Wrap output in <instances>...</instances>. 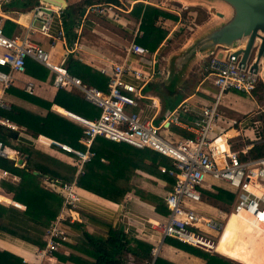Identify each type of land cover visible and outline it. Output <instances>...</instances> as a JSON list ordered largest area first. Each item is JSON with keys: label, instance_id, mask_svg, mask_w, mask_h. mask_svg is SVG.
I'll return each mask as SVG.
<instances>
[{"label": "built area", "instance_id": "2783aa9c", "mask_svg": "<svg viewBox=\"0 0 264 264\" xmlns=\"http://www.w3.org/2000/svg\"><path fill=\"white\" fill-rule=\"evenodd\" d=\"M9 0H0V128L7 131H19L16 124L8 116L9 105L3 96L12 84V73L23 74L27 60H34L52 74V85L56 89L75 90L88 104L99 110V115L89 119L55 105L54 110L59 115L82 127V137L75 143L46 134H37L36 144L60 151L75 158L78 165L76 176L88 163L94 153L91 150L96 137H103L116 144H125L135 149H149L171 161L172 167H161L162 173L173 178L169 191L164 197L167 215L158 228L162 241L166 238L174 239L182 244L189 245L209 254L215 252L219 236L213 239L211 233L223 231L225 223L216 218L208 217L195 208V204L203 203L205 195L203 189L212 186H223L234 193V200L229 212L244 211L251 215L264 214V157L258 159L240 160L239 155H245L253 146L243 147L241 150L230 151V138L224 139L226 130H220L213 137V131L220 117V101L222 96L229 92H238L252 97L261 82L257 76L242 69L237 64V58L229 55L225 50L223 55H213L204 64L206 79L216 89L214 101L195 112L189 104L180 103L172 111H167L159 126L153 125L156 111L160 108V101L155 96L141 93L142 89L157 76L154 68L155 58L149 66L135 68L146 58L147 50L135 43V38L125 49L130 61L113 64L108 69H99L107 78V89L101 91L93 86L84 84L80 78L72 76L61 64H54L50 57L39 45L33 43L28 33L22 36H7L3 30L2 6ZM138 3V2H137ZM109 3L93 4L88 12L95 15L117 18L121 10ZM33 17L40 21V33L47 34L52 24V12L46 5L34 6ZM60 11V10H59ZM110 13L112 16H109ZM264 83V82H261ZM23 90L31 95L33 85L25 83ZM142 109L139 110V108ZM168 127H164V124ZM248 119L242 118L232 122L231 128L236 127L238 136L245 128ZM173 125L194 135L191 139L174 137L169 131ZM229 128V129H231ZM235 129V128H234ZM170 132L172 136L165 139L160 132ZM44 138L45 140H42ZM0 159L11 163L16 168L24 167V155L9 143L0 140ZM18 160H23L19 165ZM10 178V173L0 169V180ZM206 179L218 184H206ZM43 188L58 193L62 199L61 210L56 219L45 232L44 253L53 254L58 251L62 243L68 241V234L63 228L66 216L76 209L80 196L76 191L75 180L71 183L45 179ZM258 191V193L252 192ZM1 195V194H0ZM13 207L17 204L11 203ZM65 212V214H64ZM72 220V219H70ZM160 245L153 248V258L157 256ZM42 255V252L38 253Z\"/></svg>", "mask_w": 264, "mask_h": 264}, {"label": "trees", "instance_id": "16d2710c", "mask_svg": "<svg viewBox=\"0 0 264 264\" xmlns=\"http://www.w3.org/2000/svg\"><path fill=\"white\" fill-rule=\"evenodd\" d=\"M100 3L122 6L120 0H84L81 7ZM81 7L79 8L78 17L83 14ZM64 12L68 17V12ZM130 13L135 19L140 20L139 30L142 35L136 37L135 43L145 48L148 55H152L167 36V32L159 29L156 25L159 18L176 19V17L156 7L150 5L143 6L140 2L132 7ZM65 18L66 16H64ZM69 21V19L66 21L65 26L69 24ZM71 23L74 24V22ZM63 66L72 76L80 78L84 84L93 86L101 91H106L107 78L99 70L97 71L80 63L72 55L67 57ZM25 73L32 77L36 76V78L41 80H45L48 76V70L30 60L26 62ZM155 83L156 79L154 78L146 86L150 91H146H158ZM173 87L174 83H172L171 88H168V90L173 92ZM5 95L7 97L14 96L19 100L37 105L46 110V114L41 116L17 104L9 105V102L3 98L9 105L10 112L43 128L36 135L40 133L45 134V131L48 130L46 132L57 133L59 134V136L57 135L58 138H64L74 143L82 137V127L65 117L53 113L51 111L52 105H57L89 119L99 115V110L85 102L79 95L71 93L66 89H58L53 102H47L36 96L28 95L15 87L7 88L4 92ZM169 97H164L163 95L159 97L162 100H168L165 101L167 106L163 101V107L166 112L172 111L179 105L183 94H177L174 99H170ZM263 97L264 84L261 85L260 94L256 97L258 103L263 101ZM162 120L163 118L160 119V122ZM250 124L251 121L249 122ZM44 129L46 130L44 131ZM169 130L181 139H191L194 137L192 133L173 125L169 127ZM231 133H235V131L229 129L224 134L229 135ZM0 138L4 140L9 139L7 129L0 128ZM3 142L8 143V141ZM18 148L23 155L27 156L25 165L23 168H16L11 163L0 159V169L10 173V178L6 181H0V186L8 194L12 195L14 202L23 205L25 210L20 211L13 207L9 209L0 205V230L39 248H44L45 232L58 216L63 202L59 194L50 192L42 187L40 182L41 177L67 183L75 180L77 188L115 203H120L124 198L125 192L132 190V185L128 184L129 177L138 168L147 173L159 175L168 181L169 185L174 181L167 173H162L160 170L161 167H166L167 169L172 167L171 161L167 158L149 149H135L125 144L113 143L103 137H96L94 139L91 146L94 157L83 165L78 176H76L78 165L75 164V158L73 157H68L69 160L67 161L60 160L59 158L37 151L26 144H22ZM231 149L232 151L236 150L234 145H232ZM262 157H264V142L253 145L245 155H239L240 160ZM145 160L149 162V165L144 164ZM116 188H120L121 190ZM202 193L226 206H230L235 198L234 193L223 186H212L210 189H203ZM153 200L157 203L156 210L166 216L168 212L164 205V199L161 200L153 197ZM72 226H78V224L74 222ZM82 242L73 247L64 242L62 246H68L85 256L86 261H88L86 264H175L164 259L160 254H157L156 259L153 261L152 245L131 237L122 229L111 226L108 227L105 237L93 236L86 231H82ZM163 244L191 255L193 258L201 260L203 264H237L232 262L233 260H228V258L225 259L217 254L203 252L174 239L166 238ZM53 255L61 262L70 261L75 263L73 257H63L59 252H55ZM0 264L25 263L19 257L0 250ZM79 264L83 263L79 262Z\"/></svg>", "mask_w": 264, "mask_h": 264}, {"label": "crops", "instance_id": "0c3cea01", "mask_svg": "<svg viewBox=\"0 0 264 264\" xmlns=\"http://www.w3.org/2000/svg\"><path fill=\"white\" fill-rule=\"evenodd\" d=\"M14 3L15 1L13 2V0H9V2H5L2 6L1 12L4 16L3 30L5 35L22 36L25 35V33H28L31 41L39 45L45 52H47L49 57H51V54L53 56L56 54L57 51L54 52V49L55 47H58L60 50L57 53L59 64H64V61L67 59V57L72 55L73 58H75L80 63L87 65L97 71L102 68L108 69L113 64H119L126 60L130 61V59L132 60L133 58L132 56L128 57L126 49L123 50L119 46V44L124 41L123 35L126 34L123 30V27L128 26L129 29L134 28L132 30L133 40L134 38L136 39L137 36L142 35L139 30L140 20L135 19L132 15H130L131 11L129 12V15L127 13L128 18L120 19V12H117V18L114 17V19H112L108 18L107 16L95 15L88 12L87 10L91 5L81 7V10H83V14L81 16L79 15V17L76 18L74 24L71 23L72 21H69V24H67L66 26L65 23L69 19L67 15H65L66 13L62 10L59 11V9L58 11H53V19L50 29L47 34H42L40 33V21L36 20L33 17V10H18L14 8ZM49 8L52 9L54 7ZM64 16H66L65 19ZM109 16H112V14L110 13ZM115 23H118L119 25L117 26ZM81 40H87L90 46H86L85 44H83V42H81ZM152 57L154 59V56H151V58L146 57L142 61V63L136 64L135 62H133V65L135 68H139L140 66H149L148 63L152 60ZM29 60L36 63L34 60ZM154 68L156 67L154 66ZM11 78L12 84L10 87H15L19 90L24 91L23 87L25 83H31L34 88L31 95L47 102L54 101L58 89L53 87L51 79L53 77L49 71L48 76L45 80L36 78V76L32 77L30 75H27L25 72L23 74L12 73ZM212 89H214L212 85H203V82L198 81V83L192 87L190 93H188L186 96H184L185 94L183 95L184 97H182V100L179 102V104L186 102L195 112H198L202 107L207 106L214 101L213 97L215 96L211 92L213 91ZM67 91L79 95L75 90ZM3 98L9 102V105L17 104L41 116H44L46 114L45 109H42L37 105L25 102L23 100H19L14 96L7 97V95H5L3 96ZM220 105L224 108H233L228 104L223 103L222 99ZM54 107L55 105L51 106V111L55 114H58L54 110ZM8 116L10 118L12 117L13 121L21 125V127L19 126L20 131H8V133L13 132L16 134V138H11L9 144L14 146L18 150H20L18 147H20V145L22 144L30 145L32 148L44 154L59 158L60 160H69L68 157L64 156L60 151H56L53 148H47L46 146H38L36 144L35 140L37 135L34 131H41L40 129H43L41 126L26 119L20 118L12 112H10ZM250 120L251 118L248 119V124ZM229 128H231V125L225 127V129L220 130L227 131L229 130ZM234 128L232 129L233 131H235V133H231L229 135L225 134L224 139H229L228 137H230L231 139L238 136L236 127ZM45 130L46 129H44V131ZM170 132H168V135H173L175 137V135L172 132L171 135ZM45 134L52 137H57V135L59 136V134H53V132H45ZM239 134L241 135L242 132H240ZM42 140L45 139L42 138ZM230 151H232V149H230ZM26 160H24V162H26ZM144 164L149 165V162L145 160ZM45 179L46 178H40L41 185L43 184V181ZM6 180L8 179L0 181ZM128 184L132 185V190L125 192L124 198L120 203L106 200L88 191L76 187V191L80 196V200L76 206V209L69 214H66V216L70 217H68L66 222L63 223V228L68 234L67 244L73 247L74 245L83 243L82 231H86L93 236L105 237L108 227L111 226L113 228L122 229L125 233L129 234L135 239L149 243L153 248L160 245L158 254L172 263L203 264L201 260L193 258V256L191 255L182 253L168 245L163 244L162 236L156 226L159 223L163 222L165 216L158 212V210H156L157 203L153 200V197L161 200L164 199L167 192L169 191L168 181H166L159 175H153L138 168L129 177ZM116 189L121 190L120 188ZM0 192L3 193L0 195V205L9 209L13 207L11 206V203L14 202L12 195L4 192V189L1 186ZM16 204L17 205L13 208L20 211L25 210V207L23 205L19 203ZM204 207L205 209L208 208L207 212H204ZM195 208L200 211L203 210L204 215L216 218L222 223H225L224 217L231 213L228 212L226 216H224V214L222 213V217L218 216L216 215L218 211L215 210L210 204H206V202L204 201L203 203L195 204ZM74 222L77 223L78 226H72V223ZM43 249L44 248H39L26 243L18 239L17 237H14L0 230V250L9 252L19 257L25 264H79V262L83 264L88 263L85 256L65 245L61 246L57 252H59L63 255V257L66 258L73 257L75 259V263L70 261L61 262L53 254H45ZM40 252H42V255H38V253Z\"/></svg>", "mask_w": 264, "mask_h": 264}, {"label": "rangeland", "instance_id": "374dc122", "mask_svg": "<svg viewBox=\"0 0 264 264\" xmlns=\"http://www.w3.org/2000/svg\"><path fill=\"white\" fill-rule=\"evenodd\" d=\"M120 1L122 3V6L118 7L121 10V12L118 11L120 12L119 14L120 19L128 18L127 13L128 15L130 14L129 12L131 11L132 7L136 5L137 2L142 3L143 6L150 5V6L156 7L176 17V19L174 18L169 19V18H164V17L159 18L156 25L157 27H159V29L167 32V36L162 41V43L159 45L158 49L153 53V55L146 56L147 58H151V56H154L155 58V61H156L155 69L157 71V76L155 77V79H157L155 86L158 91L154 90L153 92H148L150 90H148L147 87L145 86L142 89L141 93L147 96L157 95L156 97L160 101V108L155 113V116L153 119V125L159 126L160 119L165 116L163 101L164 103H166L165 101H168L167 99L162 100L161 98L163 97L159 98L160 96L162 95L164 97L170 96L169 97L170 99H174L177 96V94H183V95L185 94L184 96H186L188 93H190L192 87L196 85L198 81L203 82V85H211L209 81L206 79V72L204 70L205 62H202L198 59L195 61H192V63L190 64V67L184 73L182 82L180 83L178 90L176 88V90H174L173 92H170L167 86L161 83L162 81H165V83L168 82V79L165 78V75H166V71L169 69V65H170L172 58L175 56H178L180 52L182 51V49L188 46L189 42L191 43L194 38H196L204 30L209 28V26L217 23L218 21H217V18L212 14V12L214 11L213 5H209L206 3L193 4V3H188L184 0H120ZM203 9L209 12L207 19H205L206 14ZM115 24L117 26L119 25L118 23H115ZM133 29L134 28L129 29L128 26L123 27V30L125 31L126 34L123 35L124 41L121 44H119V46L123 50L133 40V37H132ZM81 42H83V44H85L86 46H90L87 40H84V41L81 40ZM59 51H60L59 48L55 47L54 52H56V54L54 56L51 54L50 61L54 64H59V59H57L58 58L57 53ZM224 51L225 50L223 48H218L217 51H214L213 55L216 54V56L220 57L223 55ZM249 61H251V59ZM261 85L262 83L260 82L258 85V89L256 90L255 94L252 95V97H248L245 94H241V93L233 92V91H229L225 93L221 98L222 102L225 104H228L230 107H233L232 108L233 110L231 108L229 109V108H224L223 106H220V109H219L220 117L218 121L216 122L217 125H215L213 131L209 133V136L213 137L214 135L219 133L220 129H225V127L230 126V125L232 126L233 121L240 120V118L247 117L248 115L247 119L251 118L250 120L251 124L249 125L248 123H246L244 131H242V134L237 137L231 138L229 141L230 144L234 145L236 150H241L243 147H250L251 145L264 142V97L262 98L263 101L260 103H258L256 99V97L260 94ZM212 90L213 91L211 92L215 96L216 89L214 88ZM237 100L240 102H238ZM166 106H167V103H166ZM140 109H142V107H140L139 110ZM12 119L13 118L11 117V121L17 125L20 131L19 126L21 127V125L19 123H16ZM34 132L38 133L37 131H34ZM160 134L165 139L169 138L168 133H164V131H161ZM0 139L3 141H8V143H10L11 141L10 137L9 139L7 138V140H4L3 138H0ZM63 155L70 157L67 154H63ZM205 183L208 185L218 184L216 181H213L211 179H206ZM258 183L261 186L264 185L263 182L258 181ZM4 192H6V190H4ZM0 194H3V193L0 192ZM203 201L206 202V204H210L215 210H217L218 213H216V215L218 216H221L222 213L224 214V216H226V214H228L229 212L228 210L229 207L226 209V205H223L222 203L217 202L216 200L210 197L206 196L205 199H203ZM203 209H204V212H207L208 208L205 209L204 207ZM211 235L213 239L216 240L217 237L219 236V232H212ZM223 258L227 259L226 257H223Z\"/></svg>", "mask_w": 264, "mask_h": 264}, {"label": "water", "instance_id": "95a60500", "mask_svg": "<svg viewBox=\"0 0 264 264\" xmlns=\"http://www.w3.org/2000/svg\"><path fill=\"white\" fill-rule=\"evenodd\" d=\"M84 0H15L14 8L28 11L33 6L46 5L68 12V18L74 22L79 14V8ZM193 4L213 5L212 14L217 23L209 26L200 35L184 47L178 56L172 58L165 78L168 82L161 84L178 90L184 73L192 61L206 62L218 48L227 50L229 55L237 58V64L247 72L257 76L264 82V0H184ZM220 6L224 12L216 8ZM208 18L209 12L203 9ZM222 10V9H221ZM206 21V20H205ZM204 21V22H205ZM203 22V23H204ZM251 59V61H249ZM166 79V80H167ZM175 81V82H173ZM168 127V124H164ZM8 136L16 138V134L9 132ZM25 156L23 160H26ZM18 160V164H23ZM156 257L153 258V261ZM233 262V261H232ZM238 264V263H237Z\"/></svg>", "mask_w": 264, "mask_h": 264}, {"label": "bare ground", "instance_id": "6f19581e", "mask_svg": "<svg viewBox=\"0 0 264 264\" xmlns=\"http://www.w3.org/2000/svg\"><path fill=\"white\" fill-rule=\"evenodd\" d=\"M216 9L224 12L220 6ZM262 73L264 75V69ZM214 249L239 264H264V214L256 216L239 211L227 215Z\"/></svg>", "mask_w": 264, "mask_h": 264}]
</instances>
